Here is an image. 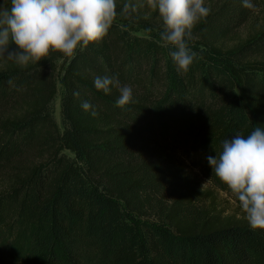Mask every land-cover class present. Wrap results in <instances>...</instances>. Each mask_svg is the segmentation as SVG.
I'll return each instance as SVG.
<instances>
[{"label":"trees","instance_id":"16d2710c","mask_svg":"<svg viewBox=\"0 0 264 264\" xmlns=\"http://www.w3.org/2000/svg\"><path fill=\"white\" fill-rule=\"evenodd\" d=\"M209 8L187 41L196 58L186 73L147 0H116L107 35L73 57L50 52L23 67L0 57V224H32L22 264L91 254L95 264H264V229L219 206L153 116L197 115L207 156L238 132L264 130V19L229 43L251 11L242 0ZM97 76L117 77L133 102L118 107L119 89L97 90Z\"/></svg>","mask_w":264,"mask_h":264},{"label":"clouds","instance_id":"9594fccd","mask_svg":"<svg viewBox=\"0 0 264 264\" xmlns=\"http://www.w3.org/2000/svg\"><path fill=\"white\" fill-rule=\"evenodd\" d=\"M159 11L164 30L159 33L163 46H174L170 55L178 73H186L196 58L187 41L194 26L205 19L211 9L204 0H147ZM243 7L254 9L251 0H242ZM116 0H11L10 9L0 10V57L15 60L22 67L29 60L42 61L50 52L73 57L78 46L86 48L107 35L116 17ZM11 37V40H10ZM10 42L18 47L9 49ZM97 90L105 94L112 87L119 89L117 106L132 101V89L120 86L117 77L97 76ZM74 96H79L75 92ZM81 107L96 117V107L84 101ZM212 172L238 199L252 230L264 229V130L256 127L245 137L236 133L222 141V150L206 157ZM203 187V186H202Z\"/></svg>","mask_w":264,"mask_h":264},{"label":"rangeland","instance_id":"374dc122","mask_svg":"<svg viewBox=\"0 0 264 264\" xmlns=\"http://www.w3.org/2000/svg\"><path fill=\"white\" fill-rule=\"evenodd\" d=\"M11 0H0V3H6ZM224 0H204V6H216ZM232 1V0H229ZM255 8L250 10L249 18L235 29V33L228 41L232 43L237 41L246 32L256 30L258 24L264 19V0H251ZM239 40V39H238ZM54 115L59 119V96L54 102ZM155 122L176 145L177 155L182 159L189 169L193 168L199 178L203 188L212 190L216 196L219 206L226 213L244 214L239 206L238 199L223 184L215 173L212 172L206 157L207 151L200 139L199 127L200 118L197 115H186L179 110L171 107L157 110L153 114ZM31 223L27 221H18L12 227H3L0 224V262L2 264H22V258L28 251V237L31 231ZM92 249L86 247V252ZM96 254L87 255L83 264H95Z\"/></svg>","mask_w":264,"mask_h":264}]
</instances>
